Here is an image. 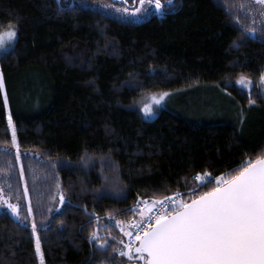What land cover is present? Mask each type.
I'll list each match as a JSON object with an SVG mask.
<instances>
[{
    "label": "trees",
    "instance_id": "obj_1",
    "mask_svg": "<svg viewBox=\"0 0 264 264\" xmlns=\"http://www.w3.org/2000/svg\"><path fill=\"white\" fill-rule=\"evenodd\" d=\"M98 1L118 2L0 0V33H17L0 53V186L21 211L30 203L43 264H131L117 222L172 193L188 202L216 185L188 193L194 176L227 178L264 154L263 4L161 0L160 15L132 22ZM202 86L252 101L257 126L138 110L149 94ZM0 264H41L32 228L1 209Z\"/></svg>",
    "mask_w": 264,
    "mask_h": 264
},
{
    "label": "snow or ice",
    "instance_id": "obj_2",
    "mask_svg": "<svg viewBox=\"0 0 264 264\" xmlns=\"http://www.w3.org/2000/svg\"><path fill=\"white\" fill-rule=\"evenodd\" d=\"M144 2L141 0L142 4ZM147 2L152 3V0ZM260 2L264 3V0ZM154 3L157 9L161 8V0H154ZM5 34L14 37L17 33L14 27H10L7 33H0V45ZM261 79L264 80V77ZM239 83L243 85L250 81L241 77ZM3 86L0 74V89ZM165 95L167 93L161 94L159 99ZM151 110L145 107L146 112ZM8 121L15 141L10 114ZM196 178L206 179L205 176ZM215 180L214 187L188 202L173 200L170 196L162 200L153 199L151 204L145 202V207L151 212L147 218L154 223L145 226L132 222L130 226L135 231L134 239L138 244L134 246L130 242L126 247L140 253L144 264H264V154L247 160L235 175L227 178L221 175ZM174 195L179 196V193ZM60 199L63 201L64 197ZM169 201L172 202L170 212L166 210ZM8 207L19 215V205L8 204ZM27 211L32 212L30 203ZM141 216L144 217L145 213L141 212ZM31 227L35 235V250L43 264L40 237L34 220ZM121 231H124L123 225ZM125 234L130 239L133 237L132 232Z\"/></svg>",
    "mask_w": 264,
    "mask_h": 264
},
{
    "label": "rangeland",
    "instance_id": "obj_3",
    "mask_svg": "<svg viewBox=\"0 0 264 264\" xmlns=\"http://www.w3.org/2000/svg\"><path fill=\"white\" fill-rule=\"evenodd\" d=\"M120 1H98L96 6H99L100 9L107 14L116 15L132 22L143 21L151 15H160L163 11L162 8H156L154 0H152V3H148L147 0H145L143 4L141 3V0H135L131 2L132 6L130 7L124 5L122 2L120 3ZM254 1L259 5H264V3H261L260 0ZM124 9H128V11H123ZM137 9H139V11H137ZM10 27L14 26H9L1 33H7ZM14 40L15 36L9 37L5 34L3 37V43L2 45H0V53L8 50L13 45ZM262 77H264V73ZM240 79L236 81V84L241 88L248 90L251 86V83H245L242 85L239 83ZM261 81L264 80L261 79ZM163 93H167V95H165L163 99H159V97ZM2 94L5 101L6 95L3 88ZM253 105L255 104L251 102L250 105L246 107V109H242L239 105L234 104V102L229 99V96L226 95L224 91L212 90L210 88L202 86L189 90L149 94L138 103L137 107L141 113L142 118L146 120L154 118L160 109L166 108L176 111L184 117L196 121H233L238 124L239 130L250 133L253 126L255 125L256 127L258 124V116L256 114V111L253 112L249 110V108ZM146 106L152 109L151 112L145 111ZM8 116L9 115L7 114V119ZM9 130L12 142L13 144H15L16 139L15 141L13 140V128L10 125ZM5 200L7 201V203H4ZM8 204H17V202L12 198L11 194H9L7 190L0 186V209L9 213L17 221L32 228V214L27 210L21 211V209L19 208V215H16L8 207ZM38 259L41 261L40 255H38Z\"/></svg>",
    "mask_w": 264,
    "mask_h": 264
},
{
    "label": "built area",
    "instance_id": "obj_4",
    "mask_svg": "<svg viewBox=\"0 0 264 264\" xmlns=\"http://www.w3.org/2000/svg\"><path fill=\"white\" fill-rule=\"evenodd\" d=\"M197 176H195L194 178L195 179H197L196 178ZM195 188H192L191 189V191H193ZM189 191V190H188ZM187 191V192H188ZM190 192V191H189ZM176 193H179V196H175L174 194L175 193H172V194H170V195H168V196H165V197H172L173 198V200H180V199H182L183 197H182V192H176ZM164 198V197H163ZM159 200H162V198L161 199H159ZM183 200V199H182ZM172 209V202L171 201H169V204H168V206H167V211H170ZM151 214V212L147 209V211H146V215H145V218L144 219H141V220H131V221H129V222H125V221H123V222H120L119 224H117V226H116V228H117V230L118 231H121V225H123V227H124V231H122L123 233H124V239H125V245H128L130 242L135 246L136 245V243L138 242V241H135V239H134V237H135V231H134V229L130 226L131 225V223L132 222H139V223H141V224H143V225H147L148 223H154V221H150V220H148V215H150ZM125 232H132L133 233V237L130 239L129 238V236H127L126 234H125ZM91 241V238H90V240H89V242Z\"/></svg>",
    "mask_w": 264,
    "mask_h": 264
},
{
    "label": "water",
    "instance_id": "obj_5",
    "mask_svg": "<svg viewBox=\"0 0 264 264\" xmlns=\"http://www.w3.org/2000/svg\"><path fill=\"white\" fill-rule=\"evenodd\" d=\"M120 2L125 3L124 0H121ZM190 201V200H189ZM91 216L95 217V214H91ZM98 222L96 223V228L94 230L95 233L98 231ZM122 245V243H119ZM130 252V255H129ZM138 253L135 252L134 248L130 251L129 249L125 248L122 255L128 262H138L139 264H144V260L140 258L141 255H137ZM146 255V254H145Z\"/></svg>",
    "mask_w": 264,
    "mask_h": 264
},
{
    "label": "flooded vegetation",
    "instance_id": "obj_6",
    "mask_svg": "<svg viewBox=\"0 0 264 264\" xmlns=\"http://www.w3.org/2000/svg\"><path fill=\"white\" fill-rule=\"evenodd\" d=\"M126 6L130 7V6H131V4L127 3V5H126Z\"/></svg>",
    "mask_w": 264,
    "mask_h": 264
}]
</instances>
